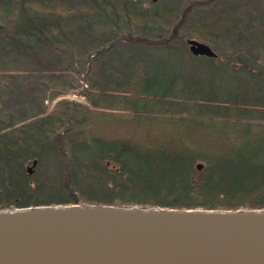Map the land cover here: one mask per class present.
<instances>
[{
    "label": "rangeland",
    "instance_id": "374dc122",
    "mask_svg": "<svg viewBox=\"0 0 264 264\" xmlns=\"http://www.w3.org/2000/svg\"><path fill=\"white\" fill-rule=\"evenodd\" d=\"M18 1L12 0L13 10L19 8ZM123 1L30 0L27 4L29 6L27 12L34 18L38 16L44 20L60 21L65 33L57 28L59 32L55 34L59 36L54 40V45L44 46L41 39L40 42H36L34 49L26 48L21 51L14 49V40L10 41L7 38L3 40L2 34L0 36V42L4 43L0 51V124L7 126L0 133L9 132L11 137L7 138V142L17 143L13 147L21 140L25 141L20 150L18 148V155L21 156L14 161V166L22 167L23 171L33 174L37 179L36 182L39 183V187L41 186L37 199H58L65 196V189L70 188L63 185L64 179L59 169L60 156L56 150L44 147L41 159L38 160L39 157L26 153V139L22 136L18 139L17 133L20 127L26 126L27 122L44 115L50 114L57 120L63 118V107L69 105L68 101L85 105L96 113L105 111L130 115L138 111L148 117V120L142 118V123L146 126H149V121L152 120L157 127L165 125L162 121L173 125L166 121L168 119H201L203 121L201 125L212 133L211 137L213 136L204 141L207 144L214 143L215 150L219 149L220 146L217 145L220 143L223 145L238 143L234 135L230 136L226 132L228 130L222 129L224 124L234 126L237 123H251L254 128L264 125V118L261 117L264 115V0H130L131 16L126 13ZM186 5L192 7L191 13L186 14L187 19L178 27L176 35H169L173 32V25L185 18L181 12ZM0 9L3 10L2 5ZM137 10L144 11L147 15L145 16L149 21L147 27L142 26L143 17L134 12ZM2 14L0 10V33L3 30L1 25L6 24L4 28L12 35L15 32L14 23L4 22ZM217 15L226 19L225 27L230 28L228 34L231 36L227 39L221 34L218 44L216 43L218 47H215L210 45L208 40L192 35L191 26L192 23L199 21L203 23L207 21L206 24L209 25ZM83 30L85 33L80 34ZM129 32L136 35L146 33L147 37H152L151 39L160 37L166 39L164 43H151L150 40L133 42L124 39ZM46 35L49 34L46 32ZM106 36L111 37L112 40L120 39L119 44L103 53L99 52L91 64L88 80H82L79 76L82 71L80 61L89 53L95 52L93 50L100 47L99 43H105V39H108ZM190 38L210 45L216 52L215 59L210 60L204 54L194 55L188 46L187 39ZM175 62L177 67L173 65ZM151 63L165 69L166 76H169L173 70L179 73L166 96L155 91L144 94L139 91L136 84L128 85L127 90L122 89V86L119 89L115 88L116 80L122 79V75L133 64ZM246 69L252 71L247 80L244 79L248 76ZM136 73L137 78L132 81L141 77L139 72ZM92 79L101 84L99 87L103 88V91L100 89L102 92H99L97 87L96 90L91 88L90 94L78 93L75 85L72 87L73 84L83 83L87 88L89 80ZM225 107L231 110L230 118L215 114L216 111H224ZM249 109L260 111L258 114L261 118L254 119L240 115L239 112L246 110L248 112ZM74 115L79 119L74 121L75 124L86 130L79 115ZM130 127L126 122H110L103 123L96 131H103V134L110 136L114 133L121 135L134 128ZM189 133L192 136L195 132ZM181 142L189 148H196L195 143L189 139ZM74 147L71 159L73 169L80 179L75 186L77 190L75 195L81 197V200L82 197L95 195L94 193L100 192L98 188L100 182L107 179L110 189L116 193L119 188L106 177L107 174L101 167L103 153L107 151L105 145H96L90 139L83 145L78 143ZM204 151L211 153L213 150L211 148ZM34 160H36L35 164H33ZM129 161L130 165L135 166L133 156ZM194 162L195 165L202 164L200 168L197 166L201 171L204 167L203 159H196ZM107 166L116 167V164L110 162ZM36 182L31 184L36 186ZM128 195L124 196L128 197ZM96 203L100 202L96 201ZM58 204L66 203H51V205ZM236 209H244V207Z\"/></svg>",
    "mask_w": 264,
    "mask_h": 264
},
{
    "label": "trees",
    "instance_id": "16d2710c",
    "mask_svg": "<svg viewBox=\"0 0 264 264\" xmlns=\"http://www.w3.org/2000/svg\"><path fill=\"white\" fill-rule=\"evenodd\" d=\"M28 1L30 0H19V8L13 10L12 0H0V6L2 5L3 8V10L0 9L3 13V21H12L14 23L13 28H15V32L11 35L5 29L6 24H2L1 38L14 40V49L20 51L26 48L34 49L37 45L36 42H40L41 39L44 46L47 44L54 45V40H57L59 36L55 33L64 30L61 22L57 20L54 22V19H40L38 16L34 18L32 14L27 12L29 11ZM129 1L124 0L123 5L126 13L131 16ZM191 10L192 7L187 5L182 9L181 13L185 18L173 25V32L169 35H176L178 32L176 30L183 25L187 19L186 14L191 13ZM134 12L138 15L141 14L143 17L142 26L147 27L149 21L145 17L147 16L145 12L141 10ZM224 20L226 19L223 16L217 15L209 25L206 24L207 21L192 23V35L200 37V39L204 38L209 41L210 45L218 47L221 34L227 39L231 36L228 34L230 28L225 27ZM80 26L84 29L83 25L80 24ZM214 27L216 29H213ZM46 32L49 35H46ZM83 33H85L84 30L80 34ZM41 35L44 38L40 37ZM144 35L129 32L124 39L133 42L150 40L151 43H164L166 39L164 37L151 39L152 37H147L146 33ZM106 37L108 39H105V43H99L101 45L93 50L95 52L89 53L86 58L84 57L80 61L82 71L79 76L82 80H88L87 76L94 57L99 52L103 53L120 42V39L112 40L111 37ZM2 45L4 43L0 42V51L3 49ZM215 57L216 55L207 56L210 60L215 59ZM173 65L177 67V62ZM136 72H139L141 77L132 81L137 78ZM245 72L248 76L244 79L247 80L252 71L246 69ZM178 74L177 71L173 70L169 76H166L165 69L159 67L158 64H133L122 75V79H117L114 84L116 89L122 86L121 88L126 90L128 85L136 84L139 91L144 94L155 91L166 96L170 92L172 84H175V77ZM74 85L78 93L88 92L90 94L91 88L96 90L97 87L99 92L103 91V88L99 87L101 84L95 79L89 80L87 88L84 87L83 83L73 84L72 87ZM68 103L69 105L63 107V118L57 120L50 114L35 118L34 121L27 122L26 126L20 127L17 138L21 139L22 136L26 139V153L36 158L39 157L38 160L41 159L44 147L54 148L60 156L59 169H61V177L64 179L63 185L70 189H65V196L58 199H37L38 190L41 187L36 182L37 179L34 178L33 174H27L26 171H23L22 167L14 166V161H17L21 156L18 155V148L20 150L25 141L21 140L18 145L13 147L17 143L7 142L11 135L9 136L8 131H3L0 133V209L51 203H78L79 201L93 203L97 201L117 206L160 205L168 208H196L199 206L206 209L223 210L239 207H244V209L264 208V125L254 128L251 123H237L234 126L224 124L222 129L228 130L226 132L230 136L234 135V139L238 140V143L223 145L219 142L220 144L218 143L217 146L222 149L215 150L214 143L207 144L204 141L213 136L211 137L212 133H209L201 125L203 122L201 119H168L166 121L173 125L162 121V124L165 125H158L157 127L154 126L155 121L152 120L149 121L150 125L146 126L142 123V118L148 120V117L138 113V111L130 115L105 111L96 113L85 105L71 101ZM234 112L239 111L234 110ZM259 112L249 109L248 112L246 110L239 113L254 119L264 118V115L258 114ZM230 113L231 110L225 107L224 111H216L215 114L230 118ZM74 114L79 115L86 130L75 124L74 121H79V119ZM119 121L126 122L128 127L134 128L126 131L125 134L114 133L112 136L103 134V131H96L103 123H118ZM4 126V124H0V131L7 127ZM189 132L195 133L191 136ZM90 139L96 145H105L107 151L103 153L102 171L107 174L106 177L110 178L119 190L113 193L107 179L100 182L98 187L100 192L89 197L86 196V198L82 197L81 200V197L75 195L77 191L75 186L80 179L73 169L71 158L73 157L74 146L78 143L83 145L86 140ZM186 139L193 141L196 148H189L181 142ZM211 148L214 152L207 153L204 151ZM131 156L135 160V166L130 165ZM196 159H203L204 167L201 171L195 165ZM110 162H114L116 167L107 166ZM32 182H36L37 185H32ZM109 193L114 195H107ZM27 194L29 195L27 196ZM124 195H128V197Z\"/></svg>",
    "mask_w": 264,
    "mask_h": 264
},
{
    "label": "water",
    "instance_id": "95a60500",
    "mask_svg": "<svg viewBox=\"0 0 264 264\" xmlns=\"http://www.w3.org/2000/svg\"><path fill=\"white\" fill-rule=\"evenodd\" d=\"M188 43L194 55H216L207 43ZM0 264H264V209L81 202L0 209Z\"/></svg>",
    "mask_w": 264,
    "mask_h": 264
}]
</instances>
